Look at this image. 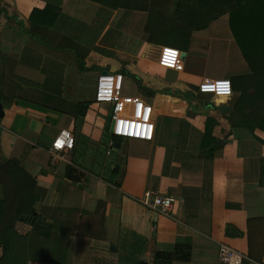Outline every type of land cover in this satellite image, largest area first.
Returning <instances> with one entry per match:
<instances>
[{"label": "crops", "instance_id": "obj_1", "mask_svg": "<svg viewBox=\"0 0 264 264\" xmlns=\"http://www.w3.org/2000/svg\"><path fill=\"white\" fill-rule=\"evenodd\" d=\"M147 2L139 10L90 0H0V166L16 160L34 178V213L54 221L45 241L30 237L27 222L15 223L29 244L17 247L13 264H24L27 251L25 264H60L53 259L61 239L69 240L65 264L116 260L121 228L145 238L141 256L150 264L154 253L173 252L185 237L189 260L170 264H221V245L241 256L239 264H264V252L261 261L249 258L246 234L247 220L264 216V118L245 126L233 112L238 91L198 92L204 80L251 73L229 13L189 31L186 48L178 49L183 67L174 70L160 65L165 46L148 41L145 26L148 9L172 21L176 0ZM237 33L245 44L254 40ZM103 72L121 73L124 94L151 103V140L111 138L110 108L94 100ZM208 116L216 121L211 155L200 146ZM63 128L74 147L53 159L51 142ZM67 166L77 180L66 177ZM154 195L172 200L167 215L148 206ZM4 199L0 183V220ZM7 248L0 241V257Z\"/></svg>", "mask_w": 264, "mask_h": 264}, {"label": "trees", "instance_id": "obj_2", "mask_svg": "<svg viewBox=\"0 0 264 264\" xmlns=\"http://www.w3.org/2000/svg\"><path fill=\"white\" fill-rule=\"evenodd\" d=\"M90 1L111 9L122 7L147 10L148 6L147 0ZM176 3L172 21L166 20L157 11L148 9L145 26V32L148 34L147 40L165 47L185 49L191 29L203 28L210 20L228 12L230 29L251 72L248 76H235L230 79L231 89L240 92L233 112L239 119L246 121L247 128H251L252 124L264 118V0H176ZM236 23H239L242 28H238ZM238 29H241L247 36L251 35L253 38L250 39H254L246 43L249 52L245 50L244 44L239 39ZM139 89L143 90L144 87L139 85ZM146 94L150 95L152 92L148 89ZM215 124L214 118L209 116L206 118L200 146L201 149L209 148L208 155H211L214 149L210 146L214 141L212 129ZM111 138L118 140L113 136ZM73 172L71 166L66 167V177L70 180H77L78 176ZM0 183L5 193V213L0 220V241L7 240L8 242V248L0 257V264H13L15 251L20 252L19 248L23 244L26 245V242L27 246L29 244V235L19 234L14 228L15 223L27 222L32 227L30 237H41L45 241L50 238L54 221L34 213L35 180L19 167L16 160H10L0 166ZM259 183L264 189V156L260 163ZM231 228L230 225L227 226V230ZM246 232L249 258L261 261L264 252V216L248 219ZM226 234L231 233L227 231ZM103 237V232L96 235V238ZM55 244L57 255L53 260L65 264L69 240L61 239ZM145 244L146 240L143 236L131 229L121 228L119 247L125 255H119L116 260L91 257L89 264H147L139 259L145 251ZM190 245V238L185 237L183 243L175 245L173 252L154 253L151 264H170L172 260L188 261ZM31 258L32 256L27 251L24 264Z\"/></svg>", "mask_w": 264, "mask_h": 264}, {"label": "built area", "instance_id": "obj_3", "mask_svg": "<svg viewBox=\"0 0 264 264\" xmlns=\"http://www.w3.org/2000/svg\"><path fill=\"white\" fill-rule=\"evenodd\" d=\"M163 67L180 70L183 67V56L180 50L163 47L159 57ZM124 76L116 72H104L98 75L94 100L107 104L110 108V135L116 139L151 140L154 135V109L151 103L141 97L124 94ZM230 80H204L198 85L199 93L213 96H226L231 93ZM112 144V142H111ZM74 147V136L69 129H60L51 142V157L64 159ZM148 206L159 213L167 215L172 208L170 198L154 195ZM219 261L223 264H239L241 256L232 248L221 245L218 250Z\"/></svg>", "mask_w": 264, "mask_h": 264}, {"label": "rangeland", "instance_id": "obj_4", "mask_svg": "<svg viewBox=\"0 0 264 264\" xmlns=\"http://www.w3.org/2000/svg\"><path fill=\"white\" fill-rule=\"evenodd\" d=\"M239 39H240L241 42L244 44V46H245V50L249 52V49H248V47L246 46V44L244 43L242 37L239 36ZM144 88H145V87H144ZM144 93H145V92H144ZM119 255H121V256H122V255H125V253L120 249V247H119ZM139 259H140L141 261L146 262L147 264H150V262H147L146 260H144V258H143L142 256H140Z\"/></svg>", "mask_w": 264, "mask_h": 264}, {"label": "water", "instance_id": "obj_5", "mask_svg": "<svg viewBox=\"0 0 264 264\" xmlns=\"http://www.w3.org/2000/svg\"><path fill=\"white\" fill-rule=\"evenodd\" d=\"M104 73V72H103ZM220 109L221 110H230V108H228V107H225V106H220ZM1 114H2V111H1V107H0V116H1ZM110 131H111V129H110ZM115 250V249H114Z\"/></svg>", "mask_w": 264, "mask_h": 264}]
</instances>
